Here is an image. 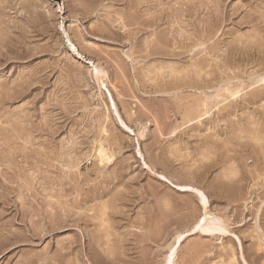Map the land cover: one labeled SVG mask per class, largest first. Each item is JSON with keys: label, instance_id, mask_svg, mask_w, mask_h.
I'll list each match as a JSON object with an SVG mask.
<instances>
[{"label": "rangeland", "instance_id": "1", "mask_svg": "<svg viewBox=\"0 0 264 264\" xmlns=\"http://www.w3.org/2000/svg\"><path fill=\"white\" fill-rule=\"evenodd\" d=\"M262 78L264 0H0V264H264Z\"/></svg>", "mask_w": 264, "mask_h": 264}, {"label": "snow or ice", "instance_id": "2", "mask_svg": "<svg viewBox=\"0 0 264 264\" xmlns=\"http://www.w3.org/2000/svg\"><path fill=\"white\" fill-rule=\"evenodd\" d=\"M120 23L123 25L125 22L121 20ZM124 31L128 32L129 29L125 27ZM69 46L71 47V44ZM72 50L74 52H77L75 48H73ZM77 55H79L78 52H77ZM81 59H83V57H81ZM260 83L264 84V78L261 79ZM244 91H247V90L245 89ZM242 98H243V92L240 90H237L235 92L227 91V97L224 98V104L227 105L230 102L238 101ZM206 115H210V113L206 112ZM204 118H205L204 116H201L200 119L203 120ZM120 124H121V127H126V125L124 124V121L121 120ZM127 130L131 131V128H128ZM101 155H102V158L100 160V164L103 165L105 163V160L103 158V153ZM137 155H140L139 150L137 151ZM113 159L114 157L112 159L107 160V163L111 164L113 162ZM141 159H143L142 155H141ZM144 167L148 168L149 171H152V169L149 168L148 164H145ZM239 175H240L239 170L236 169L232 172L230 177L226 176L225 179L236 180L239 178ZM160 179L167 180L169 184H173V181L168 179L165 175H161ZM184 191L194 193L195 197H198V203L195 200H193V209L195 212L196 223H195V226L191 228V233H202L203 232V233H209L212 235H215L216 233H219L221 235H226V236L232 235V232L230 231L229 226L225 225L223 220L216 219L214 216L209 215V211H210L209 198L207 197L204 191L198 189L196 186L187 187L184 189ZM201 208L203 209V211H201ZM210 221L212 222V225L206 226V225H209ZM186 237H190V233L187 228L182 230V234H178L174 237L173 243L178 245L180 244L181 241H184ZM235 243L237 244L241 243L239 236L235 237ZM261 251L264 252V248H262ZM177 252H178V249L176 247L174 246L170 247L167 258H166V264H179L178 259L174 260V256L177 255ZM241 262H243V264H248L246 255L243 253L234 254V258L231 261V264H241Z\"/></svg>", "mask_w": 264, "mask_h": 264}, {"label": "bare ground", "instance_id": "3", "mask_svg": "<svg viewBox=\"0 0 264 264\" xmlns=\"http://www.w3.org/2000/svg\"><path fill=\"white\" fill-rule=\"evenodd\" d=\"M199 66V65H198ZM204 66V65H203ZM202 66V67H203ZM161 67H162V65H161ZM196 67V66H195ZM201 67V66H200ZM196 70V69H195ZM160 71V70H159ZM199 72V71H198ZM170 73V72H169ZM176 74V73H175ZM196 74H197V72H196ZM170 76V75H169ZM261 77H262V75H261ZM250 79H252V78H250ZM256 79V78H255ZM257 82V81H256ZM196 83V82H195ZM232 86V85H231ZM230 86V87H231ZM236 86V85H235ZM248 86V85H247ZM233 87H234V85H233ZM238 87V86H237ZM240 88V87H239ZM239 88H229L228 86L225 88V90H227V91H231V92H235V91H237V90H239ZM249 88V87H248ZM224 90V89H223ZM227 91H225L226 93H227ZM226 93H224V94H226ZM221 94V93H220ZM214 95V97L213 98H215V94H213ZM218 96V95H217ZM218 98V97H217ZM216 98V99H217ZM220 98V97H219ZM214 100V99H213ZM200 102V107H201V111H197V112H199V114H198V116L197 117H201V116H204L205 117V115H206V112L208 113V112H210L209 111V105L210 106H212V104H210L211 102H213L212 100H211V96H210V98H208V97H203V98H201L200 100H199ZM196 102V101H195ZM219 102V101H218ZM222 102V101H221ZM213 103H215V102H213ZM214 105V104H213ZM215 106V105H214ZM214 106H212V107H214ZM194 113V112H193ZM249 121V120H248ZM251 123V122H250ZM254 123V122H253ZM250 125V124H249ZM258 125V124H257ZM253 126V125H252ZM246 128V127H245ZM102 129V128H101ZM104 129V128H103ZM250 130V129H249ZM101 131H103V130H101ZM238 132V131H237ZM263 133V132H262ZM236 134V133H235ZM248 134V133H247ZM251 138V137H250ZM94 143V142H93ZM98 143V142H97ZM104 144V143H103ZM101 142H99L98 143V145H96V146H94V148H93V151L92 152H94L93 154V156L95 157V159H96V162L97 163H99L100 164V160H101V158H102V153H103V158H104V160H105V163L107 162V160H109V159H111L110 158V152L108 151V149H107V147H104V145H103ZM90 154V153H89ZM76 160V159H75ZM74 161V160H73ZM77 162V161H76ZM104 163V164H105ZM73 164V163H72ZM74 164H75V162H74ZM101 165V164H100ZM75 166V165H74ZM76 166H78V164L76 165ZM75 166V167H76ZM73 167V166H72ZM71 167V168H72ZM75 167H73V168H75ZM228 168V167H227ZM229 173V172H228ZM231 175V174H230ZM102 216V215H101ZM195 223H196V221H195ZM195 223H194V225H193V227L195 226ZM176 247V248H178V246H180V244H174L173 243V245L171 246V247ZM170 249V248H169ZM176 256V255H175ZM175 256H174V258H175ZM166 258H167V256H166ZM231 260V259H230ZM165 264H166V261H165ZM220 264H222V263H220Z\"/></svg>", "mask_w": 264, "mask_h": 264}]
</instances>
